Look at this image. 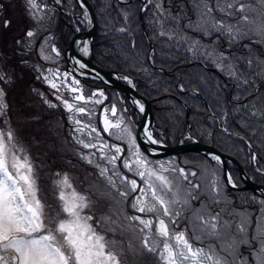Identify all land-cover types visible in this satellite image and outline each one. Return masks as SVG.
<instances>
[{"label": "rangeland", "instance_id": "rangeland-1", "mask_svg": "<svg viewBox=\"0 0 264 264\" xmlns=\"http://www.w3.org/2000/svg\"><path fill=\"white\" fill-rule=\"evenodd\" d=\"M4 1L0 0V3L3 4ZM64 1L66 7L62 5ZM187 2L189 4L188 6H190L192 18L181 25V23L178 24L179 18L189 16L186 15V13H181V11L179 18L174 16L173 3L171 0H148L147 5L151 6L148 9L151 29L144 27V34L148 44L149 42H153L151 41V38H153L157 43L160 42L165 44V48L172 45L174 48H177L179 54L187 52L189 56L185 59L187 61L196 59L191 63L200 65L207 72L220 73V71H222L224 77L229 78L231 81H237L238 83L248 82L249 80L246 79V76L242 77L238 70L235 76L230 74L229 66L233 67V65L228 61L231 60L227 59L228 56H222V52H220L219 48L220 42L226 39L227 46L224 52H233L237 56H240L243 61L247 57H250L249 60L253 61V65L250 67L247 61L246 66L249 67L251 72L254 71L256 76L260 77V80L257 81L258 83L254 81L257 83L255 86L256 89L249 93L247 98L244 94L253 88L247 87L242 90L236 87L226 89V93H229L230 99L241 96L242 98L239 102L240 105L244 107H248V99H251L252 96L257 95V101L263 99L264 94H261V90L264 85V66L256 68L255 62L257 60L264 61V36L257 34V30L261 26H264V2H262V0H206L207 7L212 9L211 12H207L203 0H187ZM25 4L28 14L17 19L20 24L19 27H25V32L17 31L14 34V42L17 45L19 44L22 50L18 53L8 50L4 56L0 47V75L3 76L2 82L6 84L3 86H7V88L11 90V86L16 83L19 87V91L16 90L19 96L16 105H8L6 93H3V96L0 97V133H3L5 138L9 132H11L12 135L10 141L12 151L9 154V161L11 160V155H16L21 159L25 156L28 158L36 177L38 197L41 198L42 203L46 202L47 205L50 206V214L55 215L59 195L57 181L65 174L70 178L75 190L90 197L91 201L96 197L93 189L88 188L83 181L84 178L81 175L77 176V174H75L76 172L73 171L74 168V170H76L79 166L86 167L89 165V169H94L90 170L91 172L96 174L95 170L97 171L98 178L94 177L93 181L98 182L97 180L99 178L103 179L105 186L109 187L105 178L100 175L97 165L100 167H108L110 169L108 175L112 174V165L107 164L106 160L101 159V153L96 148L85 149L78 141L83 140L86 143L91 142L98 146L104 143L108 145V147L104 149V152L108 155L115 154V148L113 146H118L122 149V152L118 154L119 159L116 161V167L122 175L127 176L129 179H135L138 184L143 186V181H141L140 177L134 175L132 171H129L123 165V161L126 159L130 163L134 161L136 156H134L133 153L138 151L141 157L149 162L150 167L159 168L160 165H163L165 168L169 169L170 171L166 172L165 175L174 177V182L179 184V199L183 201L187 198L188 203H177L174 205V209L180 214L174 217L176 222L170 225V229L184 231L186 235L191 238L190 242L193 247L203 248L205 252H208L209 249H213L219 256L218 249L220 247L223 248L220 257L227 259L229 264H231L232 261H235V264L238 263L236 257H239L242 250L245 249L253 250L251 254L253 259L251 261L248 256L249 253L244 251L242 261L248 264H260L264 252L261 250L262 246L259 237L253 236L256 237V241L257 239L259 240L258 243H256L258 249L252 248L251 242H248L237 244L236 251L232 252L231 249L228 248V242L232 239H244L249 241L248 238L253 229V215H255V218H258L255 228L256 232L260 234L258 225H264V203H262L264 199L258 198L249 193V191L228 190L226 183L221 180L223 172L220 166L221 164L213 158L214 155L204 158L205 156L202 157V155L197 153H185L180 157L174 155L164 159L147 156L142 148L139 147L138 143L135 123H138L139 115L132 112L123 93L108 87L105 89L102 84L98 83L99 87L87 85L74 74L66 71L64 50L62 51V48H60L58 42H56L57 36H53V29L59 25L60 21V16L55 8L60 6L63 11L68 10V12H70L74 6L73 0H53L51 4L48 0H36V8L30 6L29 0H26ZM230 4L232 7H228ZM241 5H244L243 11H239ZM184 9L185 6H182V11ZM244 16L248 17V21L243 20ZM80 17L84 19L82 26H84L83 28L85 29L87 26L86 24L89 23L88 16L85 12L81 11ZM140 17L142 22H144L145 19L142 14ZM174 19L176 20V24L172 26L169 20ZM32 22L34 26L31 25ZM221 24L224 25V27H220ZM46 25L49 26L50 36H47V33L44 32L45 29H48ZM213 25H215V27ZM229 25L232 27L231 35L227 31V26ZM39 27L41 29H39L38 33ZM29 31L33 32V36L29 37L27 35ZM118 31L125 32V29L120 27ZM192 32L206 39L207 44H194L191 42L193 41V37L190 36ZM149 33L151 38H149ZM187 37L188 40H186ZM9 42L10 41H7L4 44L7 45ZM133 45L134 42H132V46ZM148 49V59H151L153 54H160L159 51L156 52L154 43H152V48L150 49L149 45ZM224 58L226 59V63H222ZM186 60H182V63L186 64ZM213 61L222 63L220 67H223V70H221L220 67V70H218L217 65L212 63ZM231 62H233V60ZM233 63L235 64L236 62ZM233 68L236 69L235 67ZM142 69L144 73H149L144 62L142 64ZM123 77L127 81L130 80L128 74H123ZM203 77H207V75L205 76L204 74ZM199 79L200 82L198 81L195 84H193L195 81L193 80L191 88H194L193 93L201 96L198 90L200 84L203 86L211 80ZM50 80L57 84V88L54 89L51 87L49 83ZM74 81H78V83H73ZM73 87L77 88L78 91L72 92L71 89ZM182 87L183 85H179V90H181ZM9 90L3 89V91ZM219 93L220 89H218L214 95L218 98ZM77 95H82L85 99L82 101L75 100L74 97ZM58 96L61 97V99H57ZM201 99L204 101L202 96ZM64 100L74 104L76 107H84L86 109L85 113H79L75 108L70 112L65 107L63 103ZM97 101H99V103H97ZM204 102L207 105V102ZM51 105L55 106L53 107ZM258 105L259 104H256L255 100H252L250 106L254 107L255 110H251V113L258 114L259 110H264V102H261V109L256 108ZM184 106L187 112V119L189 120L191 115V112L188 110L189 106L186 103H184ZM113 108L115 109L114 114L112 111ZM35 111H37V113H34ZM176 112L180 115L179 117H182L179 112L184 113L186 116L184 109H181V111L177 110ZM227 113H231L232 116L235 114L228 111L222 115L216 114V124L220 125L223 123V127H220L221 129L226 128L225 123L227 121H224V116H226ZM35 115L38 116L35 117ZM55 116H58L56 117L58 124L53 122V117ZM59 119L63 121L60 122ZM106 119L110 122V125H112L109 127L108 131L104 130ZM75 120H79L81 123L77 125L74 123ZM54 125L55 127H59L57 128L58 130L54 129L53 131L52 126ZM63 125H66L67 130H65ZM84 125H88V127L84 128L83 132H78L76 130ZM92 128H95L97 131L92 132ZM125 129L131 133V139L135 140L134 146L130 143L129 136L124 132ZM218 130L221 131L220 129ZM230 132L233 139L242 142L245 138V134L242 132ZM188 139V141H191L190 137H188ZM67 141L69 143L68 149L72 151L73 147L74 152L72 155L60 156L63 155L60 148H62ZM260 141L264 143L263 133H261ZM248 145L250 146L251 143ZM92 153H95V155H91ZM84 157L88 158L86 159ZM89 159L93 162L89 163ZM172 169H176V171L173 172L171 171ZM179 169L184 170L187 179L180 174ZM232 182L237 186L243 184V182H236L233 175ZM118 187L123 190V185H119V182ZM97 190L106 192L105 188L101 187ZM115 191L117 192L116 189ZM243 191L246 193H243ZM137 194L138 191L131 192L126 199L118 196L120 199L125 200V202L130 201L129 203L133 213L127 217L140 216L144 219H154L152 213H141L136 211L133 207ZM193 196L196 198L192 199ZM115 204L116 202L98 210L95 203L92 202L91 209H93V213L111 217L112 214L109 210H112ZM116 205L119 206V208L121 207L120 204ZM233 206H238L239 212H237V208ZM255 208L258 210L260 209L259 213L262 214H258ZM47 211L48 209H46V212ZM90 211L89 208H85L83 214L93 217L92 213H88ZM205 211L212 213L219 212L223 220L227 222H229L228 218L235 213V215L239 216L240 220L237 223H231L233 225L232 228L225 231L220 237L203 235L201 232L193 229V217L197 213ZM241 220H247L248 222L245 234L236 231V225H238ZM122 221L128 224L135 220H127L123 217ZM96 223L99 224L100 228L98 229L96 225L92 223L93 227L96 228L97 232L103 235V233H101L102 225L107 224L102 222L99 217H97ZM135 223H138L135 234L137 232L140 233L139 230L143 226L139 225L138 221H135ZM108 235L110 239L115 242L122 241L123 238L126 240L128 239V235L117 233L116 230H110ZM140 236L141 233L135 235L136 238ZM139 244H142L141 239ZM203 244L207 245L201 247L200 245ZM141 251L144 252L146 249L141 246ZM163 264H165V262H163Z\"/></svg>", "mask_w": 264, "mask_h": 264}, {"label": "snow or ice", "instance_id": "snow-or-ice-1", "mask_svg": "<svg viewBox=\"0 0 264 264\" xmlns=\"http://www.w3.org/2000/svg\"><path fill=\"white\" fill-rule=\"evenodd\" d=\"M207 12L212 9L207 7L206 0H203ZM264 2V0H262ZM32 8H36V0H29ZM159 7V6H158ZM232 7V5H228ZM223 10V9H221ZM244 10L241 5L239 11ZM244 21H248V17H243ZM215 27V25H213ZM224 27V25H220ZM227 31L231 35L232 27L227 26ZM163 34V33H162ZM257 34L264 36V26L257 30ZM29 37L33 36V32L27 33ZM85 51L87 49L85 48ZM249 66L253 65V61H248ZM82 68L83 64L80 65ZM264 66V61L257 60L255 67ZM230 74L235 76L236 71L229 66ZM0 79L3 76L0 75ZM247 81H245L246 83ZM52 88H57V84L49 81ZM73 83H78L74 81ZM72 92L78 89L73 87ZM3 96V90L0 89V97ZM61 99V97H57ZM75 100L82 101L85 98L82 95L74 97ZM65 107L71 112L74 108L79 113H85L84 107H76L74 104L63 101ZM99 103V101H97ZM55 106V105H51ZM141 111L143 106L141 105ZM113 114L115 109H112ZM74 123L79 125L81 121L75 120ZM110 122L106 119L104 130L108 131L111 127ZM118 126V125H116ZM83 127L77 128L78 132H83ZM96 132L95 128L91 129ZM129 136L130 143L134 146L135 140L131 139V133L124 130ZM148 139L151 143H157L152 139L151 133H148ZM12 139L11 132L7 137L0 133V264H124L121 258V252L117 243L113 240L106 239L104 235L97 232L93 227L91 215H84L85 208L91 209V198L78 192L72 186L70 178L65 174L57 181L59 189L58 205L55 215H51V208L47 203H42L38 197V188L36 177L32 169V165L25 156L22 159L16 155L9 154L12 151L10 141ZM83 148H96L101 153V159L106 160L107 164L112 165L111 175H108L110 169L108 167H100V175L105 178L110 189H116L117 194L122 198H127L131 192H137L133 207L141 213H152L154 219H144L140 216L125 217L139 222L142 246L147 251L157 252L160 259L165 264H229L227 259L218 256L213 249L205 252L203 248H194L190 242V237L184 231L170 229V225L175 224L174 217L180 213L174 209L177 203L187 204L188 199L183 201L179 199L180 186L174 182L175 178L165 175L170 170L160 165L159 168L149 166V162L141 157L137 151L133 155L136 159L131 163L126 159L123 165L134 175L139 176L143 181V186L137 183L135 179H129L122 175L116 167V161L122 149L118 146L115 148V154L108 155L104 149L108 145L101 143L99 146L95 143L78 141ZM91 155H95L92 153ZM88 158V157H84ZM219 161V157H213ZM89 163L93 161L88 160ZM171 171H176L172 169ZM181 175L187 179L183 169H179ZM231 182V177H229ZM123 185V190L118 187ZM235 187V185L233 184ZM101 195L110 197L120 204L121 201L116 200L112 196L111 191L102 193ZM196 197H192L195 199ZM264 203V202H262ZM46 209L48 211L46 212ZM106 223L115 225L111 230L123 228L117 220L110 217L103 218ZM193 229L201 232L203 235L220 237L223 233L232 228V224L224 221L219 212H200L194 216ZM247 220H241L236 225V231L245 234L247 231ZM129 227H132L129 225ZM260 232L261 250L264 252V225H258ZM256 239V237H252ZM249 241L240 239H232L228 242V248L232 252L236 251L237 244L248 243ZM231 264H235L232 261ZM260 264H264V256L261 257Z\"/></svg>", "mask_w": 264, "mask_h": 264}, {"label": "trees", "instance_id": "trees-1", "mask_svg": "<svg viewBox=\"0 0 264 264\" xmlns=\"http://www.w3.org/2000/svg\"><path fill=\"white\" fill-rule=\"evenodd\" d=\"M90 1L93 3L94 8H96L98 19V25L96 28L97 31L94 39L95 43L93 49V62H97L103 68L115 71L118 70L123 74H128L134 79L139 93L144 95L147 99L151 100L154 114H156V126L154 132L160 140L164 141L167 145L181 143L184 140L188 141L189 139L187 137V131L188 129H190V132L194 137L196 136L204 143L213 144L216 147L218 146L224 152H228L229 150L239 147V145H244L243 141L241 142L240 140L236 139L235 141H227V138L232 136L230 133H226L220 128L223 123L222 125L216 124V114L222 115L226 113V111L233 113L245 111V113L249 115L251 113V110H255L254 107L250 106L252 100H255L256 104H259V101L264 102V98L257 101V95L252 96L251 99H248V107L241 106L239 102L242 98L241 96L234 97L233 100L230 99L229 93H226V89L236 88L239 84L238 82L231 81L227 77L221 78L217 74V72H207L200 65L194 63L192 64L191 62L195 61L196 59L187 61L185 59L187 56H189L187 52L179 54L177 48H174L172 45H169L167 46V48H165V44H162L160 42L157 43L153 38L150 37V33L149 38H151V41H153L152 43H154L155 45L156 52L159 51L160 54H153L151 59H148L149 44L147 42V38H145V29L143 27V22L140 16L142 14L145 19V27L147 29H151L148 11L149 7L151 6H148L146 4V9L141 13L143 7L141 0ZM171 1L173 3L172 6L174 10V16L179 18L180 11L181 13H186V15L189 16L185 18H179L178 24L181 23V25H183L184 22L192 18L190 6H188L189 4L187 0ZM182 6H185V9L183 11ZM74 9L75 13H79L81 11L76 2ZM57 12L60 16V21L59 25L55 29H53V36H57L56 42H58L60 48L64 50L65 47L69 45L72 38L77 34V30L74 20L71 16H69L66 12ZM27 14L28 11L26 9L24 0H6L3 2V4L0 3V47L4 56L8 52V50L13 51L14 53H18L20 50H22V47L14 42V34L17 31L25 32V27H19L20 24L17 19ZM169 23L174 26L176 24V20H169ZM78 24L81 26L80 19L78 21ZM31 25L34 26L33 22ZM46 27L48 29H45L44 32L47 33V36H50L51 33L49 32V26L46 25ZM83 27L84 26H82V29L84 30ZM120 27L124 28L125 32L118 31V28ZM39 29L41 28H38V33ZM190 36L193 37V41L191 42H193L194 44H207L206 39L201 38L193 32L190 34ZM186 40H188V37L186 38ZM7 41L10 42L5 45L4 43ZM132 42H134L133 46ZM226 44V39L220 42L219 48L222 54H218H221L222 56H228L227 59L236 62L234 64L233 62L228 61L233 65V67L236 68L235 71L238 70L239 74L242 75V77L246 76V79L249 80L247 82L248 88L253 89L247 91L244 94L247 98V95L256 89L255 86L258 83L257 81L260 80V77L256 76L255 72H251L249 67L246 66L247 61H249L250 57H247L243 61L240 56H237L233 52H224L226 51ZM182 60H186L187 63H182ZM143 62L148 68L149 73H144L142 69ZM224 62L226 63L225 58L223 59L222 63ZM212 63L216 64L218 70H220L219 67L222 63H217L214 61ZM160 68H163L165 71L159 70ZM220 68L221 70H223V67ZM220 73L223 74L222 71H220ZM204 74L205 76L207 75V77H203ZM199 78L211 80L209 83L204 84L203 86H201L200 84V88H198L202 98L208 103V105H206V103L201 99L200 95L193 93L194 88H191L193 80H195L193 83L195 84L198 81L200 82ZM254 81H256L257 83H255ZM232 82L235 83L234 87L231 84ZM97 83L102 84L100 82ZM2 85L6 84L2 82ZM179 85H183L181 90H179L178 88ZM262 87L263 88L261 90V94H264V85ZM5 88H7V86ZM218 89H220V93L218 95L219 97L217 98L214 94L218 91ZM9 94H12L9 95L11 101H15L13 93L11 92ZM184 103L189 106L188 110L191 112L189 120L187 119V112ZM130 109L133 112V109ZM181 109H184V111L186 112V116L184 115V113L179 112L182 115V117H179L180 115L176 111H181ZM34 113H37V111H35ZM37 116L38 115H35V117ZM56 117L58 116L53 117V122L57 123ZM59 120L60 122L63 121L61 119ZM243 120L244 119L241 117L229 119L227 120V122L224 120L226 122L225 129L232 130L234 132H244L245 128H243L242 125ZM249 120L250 121L247 128V134L251 136V142L253 143L254 147L261 148L264 146V143L263 141H260V139H257V136L259 135L258 132L260 129V125L264 123V119L258 116L249 118ZM63 127L65 128L64 125ZM57 128L59 127H55V125L52 126L53 131L54 129L58 130ZM218 129H220L221 131H219ZM65 130H67V128H65ZM68 147L69 143L67 141L65 145L60 148L61 153L63 154L62 156L72 155L73 152L68 149ZM88 166H79L76 170H74V168L73 171L76 172L75 174H77V176L81 175L84 178L83 181L86 183L88 188L93 189V191L95 192L96 197H94L92 202L95 203L98 210H101V208L106 205L115 203L114 200H112L110 197L101 195L105 192L98 191L97 189L100 187L105 188L106 192L111 191L112 196H115L117 198L116 200L121 201L120 208L115 204L114 208H112V210H109V212L112 214L110 217L111 219L117 220L119 224H122L124 226V223L122 221L124 217L123 212L129 213V215L132 214L131 209L129 208V203L125 202V200L123 199H120L115 189L106 187L103 179L99 178L97 180L98 182L93 181L94 177L98 178L97 171L95 170L96 174L94 172H91L90 170L94 169H89ZM234 171L237 172V175L239 174L236 168H234ZM237 180L239 181L240 178L238 177ZM243 193L246 192L243 191ZM100 216V214L96 213V217ZM104 223L106 222L104 221ZM106 224L107 225H104V230L102 232L105 235V238L110 240L108 232L112 227L115 228L116 226L110 225L109 223ZM95 225L98 229L100 228L99 224L95 223ZM116 232L122 233L123 235L129 234V232L126 231L124 227L122 229L117 228ZM124 239L125 238H123L122 241H118L116 243L119 246L121 258L124 261V264H126V258L122 256L124 251L133 250L135 249V246L133 245L132 241L128 243V240ZM141 246L142 245L138 244V249L135 250H138L140 257H145L146 254H149V251L146 250L142 252L140 249Z\"/></svg>", "mask_w": 264, "mask_h": 264}, {"label": "water", "instance_id": "water-1", "mask_svg": "<svg viewBox=\"0 0 264 264\" xmlns=\"http://www.w3.org/2000/svg\"><path fill=\"white\" fill-rule=\"evenodd\" d=\"M52 1V0H51ZM80 9L86 12L89 19V25L87 31L82 33V30L78 27V34L72 40L70 46L65 50V59L67 63V71L75 76L84 80L86 77H91L93 79H98L105 85H109L112 88L119 89L122 93L127 96L128 103L133 107L134 111L140 114V126L137 130L139 147L142 148L143 152L150 157L164 158L166 156H173L174 154L185 153V151L201 152L205 155H216L219 157L222 165L224 166V176L229 186V189H248L254 193L264 196V185H256L252 179L246 173L243 164L239 163L238 160L231 154H225L220 149L216 148L211 144H204L197 138L193 139L191 142H185L181 144H176L174 146H168L164 143L158 141L153 135L155 127V115L152 110V103L142 96L136 87L134 79L129 76L130 80H122L121 72L104 69L99 66L96 62L92 61L93 57V47H94V37L96 33V27L98 23L97 13L93 4L90 0H77ZM146 0H143V9ZM144 26V22H143ZM85 41L88 42V54H82L77 50V46ZM150 49L152 48V43L149 42ZM83 64L82 68L80 65ZM141 105L143 106V111H141ZM144 120H146V126L144 127ZM144 127V128H143ZM148 133H151L152 139L156 140L157 143H151L148 139ZM231 160L237 165L243 175L244 184L241 187L233 186L229 181L230 175L228 174L227 161Z\"/></svg>", "mask_w": 264, "mask_h": 264}, {"label": "flooded vegetation", "instance_id": "flooded-vegetation-1", "mask_svg": "<svg viewBox=\"0 0 264 264\" xmlns=\"http://www.w3.org/2000/svg\"><path fill=\"white\" fill-rule=\"evenodd\" d=\"M63 3L66 5L65 1ZM71 17H72V15H71ZM222 78H224V77L222 76ZM87 84H89L91 86H94V87L95 86L99 87V85L97 83L96 84L93 83V80H91V79L88 80ZM234 86H235V84H234ZM11 87H12L11 90H9V88H5L2 85V79H0V89H2V90L3 89H8L9 90V91H3V93H6V98H8V102H7L8 105H10V104L16 105L17 104V100L19 99L18 98L19 96L17 94V91H19V87H18V85L16 83H14ZM237 87H239V88H241L243 90V89H246L248 87V84L239 82ZM11 92L13 93L14 98H16V101H13V102L10 101V97H9L10 94L9 93H11ZM257 109H261V101H259V105L257 106ZM258 116L264 119V110L261 109V110H259L258 114L250 113L249 115H247V113H245V111L237 112L233 116L231 115V113H227V115L224 116V120L227 121L229 119L238 118V117H241V118L244 119L243 122H242V125H243V128H245V129H244V132H242V133L245 134L244 140H245L246 143H244V145H239V147H236V148H234L232 150H229L228 152L232 153V154H235L238 157V159H240L243 162V164H245L247 172H248V175L252 176V178L257 183H260L262 185V184H264V152H263L264 146L261 147V148H255L253 143L251 142V136L247 134V128H248V124H249V121H250L249 118L258 117ZM258 133H259V135L257 136V139H260L261 138V133L264 134V123L260 125V129H259ZM227 141H235V139H233L232 137H229V138H227ZM249 143H251L250 146L248 145ZM60 156H62V155H60ZM228 165H229V167L232 170V175L234 176V180L236 182H239V183L243 182L242 175L240 173H239L240 175L239 174L237 175V172L233 170L234 169V164L229 161ZM220 166L222 168V165H220ZM238 177L240 178L239 181L237 180ZM221 180H223L225 182V178H224L223 174H222ZM249 193H251V192L249 191ZM251 194L257 196L258 198L264 199V196H260V195L254 194L253 192ZM196 204H198V203H196ZM233 207L237 208L236 211L239 212L238 206H233ZM255 209H256V212L258 214H262V213H259L260 209L259 210L257 208H255ZM90 210L91 211L88 212V213H92L93 214L92 222H93V225H95V223L97 222V217L95 216L96 214L93 213V209H90ZM252 218H253V227H252L253 229L250 232L248 240L252 243V246H251L252 248L258 249L256 247V243H258L259 240L257 239V241H256L255 239L254 240L252 239V237L254 235L256 237H260V234H258V232H256V228H255L256 223L258 221V218H255V215H253ZM99 219L102 220L103 216L101 215V217H99ZM228 220H229V223H237V222H239L240 218H239L238 215H235V213H233L231 215V217L228 218ZM137 225H138V223H137ZM125 230L129 231V228L125 227ZM230 234H232V233H230ZM128 237L132 238V242H133V245L135 246V249H138V244H137L138 238L135 237V234H132V235L128 234ZM133 237H135V238H133ZM204 245L205 244L200 245V246L204 247ZM135 249L124 251L122 256H124L126 258V264H148V263L149 264H163V262H164L163 260L160 259V256L157 254V252L156 253L149 252V254H146L145 257H140V255L138 253V250H135ZM140 249H141V247H140ZM222 250H223V248H221V247L218 249L219 256L221 255ZM244 251L245 252L247 251L249 253V254L248 253L247 254H248L249 258L252 261L253 257H252L251 254H252L253 250L252 249L251 250L250 249H245V250H242V253L239 255V257H236L237 262H238L236 264H245V261H242V259H243L242 257L244 256Z\"/></svg>", "mask_w": 264, "mask_h": 264}, {"label": "bare ground", "instance_id": "bare-ground-1", "mask_svg": "<svg viewBox=\"0 0 264 264\" xmlns=\"http://www.w3.org/2000/svg\"><path fill=\"white\" fill-rule=\"evenodd\" d=\"M82 47L80 48V46L78 45L76 48L79 52H81L82 54L84 53L85 55L88 54V42L84 40V42L81 44ZM85 48L87 49V51H85ZM144 127L146 126V120H144ZM143 127V128H144Z\"/></svg>", "mask_w": 264, "mask_h": 264}]
</instances>
